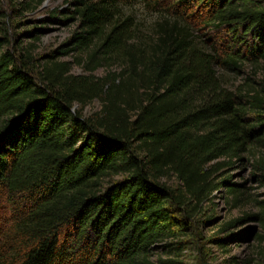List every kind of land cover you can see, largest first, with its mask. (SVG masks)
<instances>
[{"label":"trees","instance_id":"16d2710c","mask_svg":"<svg viewBox=\"0 0 264 264\" xmlns=\"http://www.w3.org/2000/svg\"><path fill=\"white\" fill-rule=\"evenodd\" d=\"M44 1L0 0V264L175 263L215 192L244 195L226 169L264 184V0H66L42 20L74 28L40 63L23 42Z\"/></svg>","mask_w":264,"mask_h":264},{"label":"rangeland","instance_id":"374dc122","mask_svg":"<svg viewBox=\"0 0 264 264\" xmlns=\"http://www.w3.org/2000/svg\"><path fill=\"white\" fill-rule=\"evenodd\" d=\"M8 4V0H3ZM66 0H47L40 9L28 14L27 16L38 26H42L39 31L37 40H25V46L34 58L40 59V63L44 62L46 54L51 51L62 50V43L67 39L74 25L70 23L51 22L42 20L48 14V11L55 8H64ZM19 27L26 28L19 23ZM21 30V29H16ZM29 47V48H28ZM65 48V47H64ZM55 52V53H56ZM57 54H59L57 52ZM59 60L70 61L71 55H57ZM113 69V68H112ZM249 69H247L248 71ZM72 72L75 74H84L85 71L81 67L72 64ZM96 75H103L105 68H97L94 72ZM256 79H264V64L261 63L256 68ZM253 75L254 73H248ZM232 88L242 86L243 78H232ZM100 102L92 100L85 105L81 110L84 115H90L100 110ZM80 108L79 105L75 106ZM264 154V147L261 149ZM259 156L261 153H258ZM226 173L232 175V180L242 185L244 191L242 198L233 202V199L228 201L226 193L220 189L215 192L214 197L209 205L205 206V210L201 214H197L195 219L188 222V236L180 235V240L184 242V248L181 254L176 258L174 263L170 264H241L243 260L250 259L254 262H264V226L254 219H245L235 224V227L229 231H240V237L229 239V243L224 247H219L214 243L213 237L216 235H225L227 232H220V224L245 217V214H252L264 211V184L252 180V167L248 164L237 165L230 169H226ZM168 184L177 186L178 181L172 175L167 180ZM1 206V204H0ZM212 214L213 220L206 222L205 218ZM3 212L0 209V216ZM235 256L237 261L231 259ZM167 256H163L166 258Z\"/></svg>","mask_w":264,"mask_h":264},{"label":"water","instance_id":"95a60500","mask_svg":"<svg viewBox=\"0 0 264 264\" xmlns=\"http://www.w3.org/2000/svg\"><path fill=\"white\" fill-rule=\"evenodd\" d=\"M46 1H47V0H45L44 3H46ZM44 3H43V4H44Z\"/></svg>","mask_w":264,"mask_h":264}]
</instances>
